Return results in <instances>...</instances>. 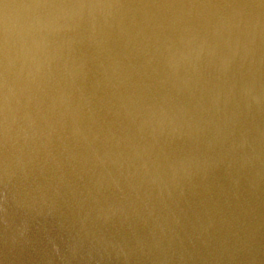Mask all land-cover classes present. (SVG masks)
<instances>
[{
    "label": "clouds",
    "instance_id": "clouds-1",
    "mask_svg": "<svg viewBox=\"0 0 264 264\" xmlns=\"http://www.w3.org/2000/svg\"><path fill=\"white\" fill-rule=\"evenodd\" d=\"M0 264H264V0H0Z\"/></svg>",
    "mask_w": 264,
    "mask_h": 264
}]
</instances>
